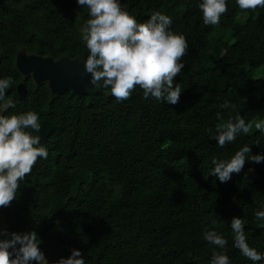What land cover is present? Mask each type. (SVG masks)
<instances>
[{
	"label": "trees",
	"instance_id": "obj_1",
	"mask_svg": "<svg viewBox=\"0 0 264 264\" xmlns=\"http://www.w3.org/2000/svg\"><path fill=\"white\" fill-rule=\"evenodd\" d=\"M120 2L141 23L155 11L170 16V30L186 37L178 104L146 100L139 88L124 102L102 86L86 95L53 94L48 82L21 74L18 56L84 64L88 9L77 0L0 6V78H13L6 100L15 104L4 114L32 110L54 125L49 137L34 133L49 155L20 182L11 206L0 208V223L9 232L34 230L49 264L73 249L85 264H210L219 249L203 234L213 228L228 240L231 264H253L234 247L231 221L242 218L249 246L264 253V221L254 216L264 210V162L250 159L264 154V132L254 128L221 148L206 129L237 113L264 120V74H256L264 70V8L242 12L227 0L220 23L206 26L202 0ZM225 101L235 110L222 109ZM244 146L251 152L240 174L225 183L211 175L212 157L230 159Z\"/></svg>",
	"mask_w": 264,
	"mask_h": 264
},
{
	"label": "clouds",
	"instance_id": "obj_2",
	"mask_svg": "<svg viewBox=\"0 0 264 264\" xmlns=\"http://www.w3.org/2000/svg\"><path fill=\"white\" fill-rule=\"evenodd\" d=\"M242 12L264 8V0H235ZM81 8L88 9L89 18L81 30L88 56L84 69L94 86L109 90L117 102L132 98L137 89L142 90L144 99H154L176 105L184 92L176 82L185 65L180 61L188 53L185 36L170 30L173 20L170 16L155 11L145 22H139L124 10L120 0H77ZM203 24L215 26L228 12L227 0H202L198 5ZM14 83L11 76L0 78V208L10 207L21 188L20 182L31 174L39 158L47 159L49 153L41 144L42 124L37 112L4 114L15 104L6 100L7 90ZM222 109L235 110L236 105L225 101ZM217 113V119H221ZM255 127L264 132V120L246 121L237 113L226 123H217L213 131L206 129L217 142L218 147L233 143L241 133L248 134ZM259 144V143H257ZM249 146L235 152L230 159L212 157L211 175L221 183L229 181L233 174L244 169ZM254 163L264 162V154L252 155ZM255 219L264 221V210L254 213ZM217 221H213L215 225ZM234 247L251 260L253 264L264 260V253L250 247L244 231V221L233 217L231 221ZM204 240L217 251H213L210 264H231L226 254L228 240L222 233L205 229ZM40 239L33 230L27 233L9 232L0 228V264H49L40 248ZM19 245V246H18ZM81 251L73 249L67 258H60L53 264H85Z\"/></svg>",
	"mask_w": 264,
	"mask_h": 264
},
{
	"label": "water",
	"instance_id": "obj_3",
	"mask_svg": "<svg viewBox=\"0 0 264 264\" xmlns=\"http://www.w3.org/2000/svg\"><path fill=\"white\" fill-rule=\"evenodd\" d=\"M5 0H0V6ZM17 68L24 76H31L35 83L48 82L53 94L70 90L75 95H86L94 89L91 77L86 73L84 64L78 60L63 58L55 62L51 58L37 55L20 54L17 60ZM18 93L23 96L26 93L24 83L18 85ZM40 135L49 137L54 131V125L44 121Z\"/></svg>",
	"mask_w": 264,
	"mask_h": 264
},
{
	"label": "rangeland",
	"instance_id": "obj_4",
	"mask_svg": "<svg viewBox=\"0 0 264 264\" xmlns=\"http://www.w3.org/2000/svg\"><path fill=\"white\" fill-rule=\"evenodd\" d=\"M256 74L257 75H260V76H263V74H264V70L263 69H259L257 72H256ZM255 127H253V129H254ZM252 129V130H253ZM0 228H3V229H5V226L2 224V223H0Z\"/></svg>",
	"mask_w": 264,
	"mask_h": 264
}]
</instances>
